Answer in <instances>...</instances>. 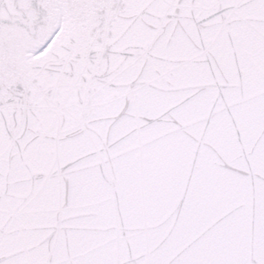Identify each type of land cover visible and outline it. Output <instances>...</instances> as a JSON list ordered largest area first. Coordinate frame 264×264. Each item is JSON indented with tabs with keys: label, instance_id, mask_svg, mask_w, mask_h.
Returning <instances> with one entry per match:
<instances>
[{
	"label": "snow or ice",
	"instance_id": "1",
	"mask_svg": "<svg viewBox=\"0 0 264 264\" xmlns=\"http://www.w3.org/2000/svg\"><path fill=\"white\" fill-rule=\"evenodd\" d=\"M0 264H264V0H0Z\"/></svg>",
	"mask_w": 264,
	"mask_h": 264
}]
</instances>
